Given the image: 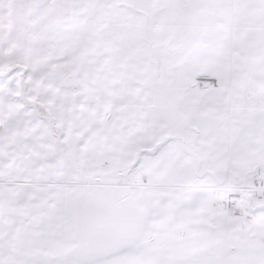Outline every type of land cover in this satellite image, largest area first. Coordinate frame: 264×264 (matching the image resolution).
Returning a JSON list of instances; mask_svg holds the SVG:
<instances>
[{"label": "snow or ice", "instance_id": "1", "mask_svg": "<svg viewBox=\"0 0 264 264\" xmlns=\"http://www.w3.org/2000/svg\"><path fill=\"white\" fill-rule=\"evenodd\" d=\"M0 264H264V0H0Z\"/></svg>", "mask_w": 264, "mask_h": 264}]
</instances>
